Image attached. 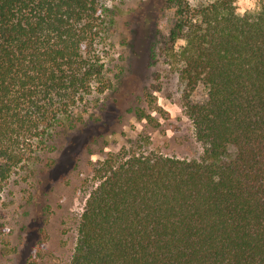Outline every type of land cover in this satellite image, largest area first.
Instances as JSON below:
<instances>
[{
    "label": "trees",
    "instance_id": "trees-1",
    "mask_svg": "<svg viewBox=\"0 0 264 264\" xmlns=\"http://www.w3.org/2000/svg\"><path fill=\"white\" fill-rule=\"evenodd\" d=\"M173 1L163 56L204 152L108 155L71 264H264V0L243 17L235 0ZM105 10L0 0V202L101 76L92 50Z\"/></svg>",
    "mask_w": 264,
    "mask_h": 264
},
{
    "label": "rangeland",
    "instance_id": "rangeland-1",
    "mask_svg": "<svg viewBox=\"0 0 264 264\" xmlns=\"http://www.w3.org/2000/svg\"><path fill=\"white\" fill-rule=\"evenodd\" d=\"M103 2L92 50L103 64L101 76L44 150L6 183L0 264H71L84 206L100 182L96 167L108 155L155 151L196 158L204 152L183 106L179 74L162 51L176 2Z\"/></svg>",
    "mask_w": 264,
    "mask_h": 264
},
{
    "label": "clouds",
    "instance_id": "clouds-1",
    "mask_svg": "<svg viewBox=\"0 0 264 264\" xmlns=\"http://www.w3.org/2000/svg\"><path fill=\"white\" fill-rule=\"evenodd\" d=\"M214 3V0H187V4L191 8H196L201 6H208L209 4ZM235 3L242 5L236 10V14L240 17H243L246 12L257 13L260 11V8L257 7L258 0H235Z\"/></svg>",
    "mask_w": 264,
    "mask_h": 264
}]
</instances>
